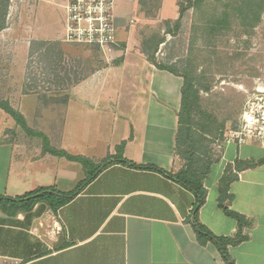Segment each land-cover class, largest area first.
I'll list each match as a JSON object with an SVG mask.
<instances>
[{"label":"crops","instance_id":"obj_1","mask_svg":"<svg viewBox=\"0 0 264 264\" xmlns=\"http://www.w3.org/2000/svg\"><path fill=\"white\" fill-rule=\"evenodd\" d=\"M64 3L0 0V103L26 126L0 106V197L42 187L68 192L83 183L55 213L38 202L30 210L0 203V264H225L212 242H198L195 218L217 236L244 235L227 248L234 264H264V142L225 144L203 179L205 199L195 217L194 193L171 177L180 165L183 79L157 68L139 46L129 47L128 23H118V46L102 53L104 63L75 71L71 80L46 81L63 94L49 95L29 81L31 42L63 41ZM37 20L49 25L37 26L39 36ZM42 137L57 151L87 159L91 172L44 150ZM120 156L163 172L114 161ZM107 158L112 162L85 181ZM223 176L222 205L239 218L219 205Z\"/></svg>","mask_w":264,"mask_h":264},{"label":"rangeland","instance_id":"obj_2","mask_svg":"<svg viewBox=\"0 0 264 264\" xmlns=\"http://www.w3.org/2000/svg\"><path fill=\"white\" fill-rule=\"evenodd\" d=\"M186 2L187 0H114V10L117 23L120 20L128 23L125 31L129 34L130 48H140L145 40L157 41L160 38L163 41L155 50L156 59L173 64L193 78L196 106L204 110V115L201 116L204 120L199 113L193 114L194 119L199 124L209 123L210 128L200 130L193 124L195 138L200 145L191 155L196 165H202V168L208 165L211 168L221 157L226 135L232 130H238L247 99L254 96L264 99V5L259 20L252 23L251 18L244 19L238 12L240 8H244L247 0H202L180 14L181 4L186 5ZM63 11L59 10L58 15L59 18L62 16V20ZM178 18L180 24L176 30L174 25ZM64 24L65 18L63 26ZM32 26L34 35L37 36V26L49 27L40 20ZM58 26L60 31L61 25ZM169 29L173 32H169ZM52 43L58 44L61 49L59 58H48L43 53ZM41 51L31 53L25 75L29 81L38 84L40 91L49 95H59L66 91L45 82L47 73L49 75V61L54 67L52 77L55 74V80L61 77L71 80L77 76L75 71L83 68L86 72L93 65L104 63L101 58H105L92 45L67 44L56 40L47 42ZM54 138L56 137H52L53 142ZM179 161V168L175 172L186 167L187 161ZM85 166L90 173L92 168ZM2 204L3 207L14 210L12 203ZM37 206H41L42 210L48 207L42 202H38Z\"/></svg>","mask_w":264,"mask_h":264},{"label":"trees","instance_id":"obj_3","mask_svg":"<svg viewBox=\"0 0 264 264\" xmlns=\"http://www.w3.org/2000/svg\"><path fill=\"white\" fill-rule=\"evenodd\" d=\"M202 0H187L186 5H182L180 7V14L184 12L188 7H190L193 4H198ZM256 2V1H255ZM254 0H247L245 3V6L243 9H239L238 12L242 17H247V19L251 18V22H257L260 18V13L263 10L264 0H259L255 3ZM255 3V4H254ZM221 21H224L223 19ZM180 24L179 18L175 21V29L177 30L178 26ZM175 30V31H176ZM169 32H173V30H168ZM145 40L143 44L140 47L141 52L146 56L147 60L154 64L159 69H165L169 72L181 76L183 79V84L181 87V102H180V108L178 111V127H177V135H176V143H175V154L179 157L180 160H185L186 167L178 170L175 172V174L171 175V177L175 178V180L179 181L183 185H185L190 191H192L196 197L195 206L193 208V214L196 217V213L198 208L202 205L204 199L206 190L203 185V179L208 174L210 167L207 165L202 168V165H196L194 162V158L192 157L191 153L193 150L199 148L200 143H198V139L195 138L196 131L192 128L193 124L197 125L198 129L205 130L204 128H210L209 123H200L199 121H196L194 119L193 114H200V117L204 115V110L201 108H198L196 106V98H195V91L193 90V78L186 72H181L173 64H168L163 61H159L155 57V50L157 49V45L161 43V40L153 41V40ZM151 42V43H150ZM46 42H31L30 45V53H34L35 51L39 50L40 53L42 52V48L46 46ZM57 45V46H56ZM58 44L52 43L51 46H47L44 49V55L48 56V58H59L61 54V49L58 48ZM53 61V60H52ZM49 75L47 73L46 81L49 79L55 80V74L54 78L52 77V73L54 72V67H52V62L49 61ZM46 68V66L44 67ZM57 80H64V77L56 78ZM69 79V78H68ZM37 85V84H36ZM0 106L3 107L7 112L12 114L19 123L26 127L22 118L15 113L9 106H7L6 103H0ZM197 108V109H196ZM204 117H201V119ZM194 130V131H193ZM43 138V149L46 151H49L55 155L65 156L68 159L72 160H78L82 162L84 165H87L88 161L85 158L82 157H75L67 154L64 151H57L49 146L48 140L46 137ZM119 149H121V146H119ZM192 157V158H191ZM114 161H121L125 163H129L131 165H134L136 167H145V168H151L158 171H162V169L154 166H139L135 165L134 163L120 157H117V159H114ZM112 161L107 158L100 162V164L93 170L92 174L89 175L85 179V181L89 180L91 176H93L94 173L100 172L103 168H105L107 165H109ZM225 182L224 176L219 181V187H220V197H219V205L225 210V212L235 218H239V216L235 213L230 212L222 205V202L227 197L226 195V188L222 187ZM83 185V183L79 184L76 188H74L71 191L68 192H61L57 191L53 187H42L37 188L29 193H26L22 196L11 198V197H0V203H12L15 209H21V210H30L37 202H42L46 204L54 213L57 211V209L64 205L66 202H68L70 199H72L80 189V187ZM11 204V205H12ZM192 227L195 232L196 238L199 243L203 244L207 241L212 242L217 249L220 252L221 258L224 261L225 264H234L231 257L228 254L227 248L230 245H235L241 240L245 239L244 235H241L240 232H237L232 237H224V236H217L213 234L209 229H207L205 226L201 225L197 219L192 222Z\"/></svg>","mask_w":264,"mask_h":264},{"label":"built area","instance_id":"obj_4","mask_svg":"<svg viewBox=\"0 0 264 264\" xmlns=\"http://www.w3.org/2000/svg\"><path fill=\"white\" fill-rule=\"evenodd\" d=\"M114 0H65L63 41L92 45L104 54L113 53L117 40V17ZM264 142V99L249 97L238 130L225 137V144L240 146L247 142Z\"/></svg>","mask_w":264,"mask_h":264}]
</instances>
